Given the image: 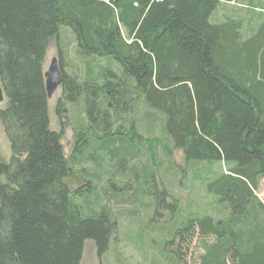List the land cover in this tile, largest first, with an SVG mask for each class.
<instances>
[{"label": "trees", "instance_id": "obj_1", "mask_svg": "<svg viewBox=\"0 0 264 264\" xmlns=\"http://www.w3.org/2000/svg\"><path fill=\"white\" fill-rule=\"evenodd\" d=\"M255 2L264 5L0 0V122L11 147L9 162L0 153V264H80L88 240L101 257L118 216L150 209L180 264H264V7ZM222 4L235 7L218 17ZM53 42L56 111L75 139L68 156L49 116ZM175 149L193 170L226 165L206 170L217 217L183 214L167 182Z\"/></svg>", "mask_w": 264, "mask_h": 264}, {"label": "rangeland", "instance_id": "obj_2", "mask_svg": "<svg viewBox=\"0 0 264 264\" xmlns=\"http://www.w3.org/2000/svg\"><path fill=\"white\" fill-rule=\"evenodd\" d=\"M254 5L258 6L259 4L255 2ZM234 7L235 5L222 4L216 14L218 17H223L228 10H232L231 8ZM258 7H264V5L261 4ZM244 9L245 11L243 13H250L247 7ZM64 40L65 42L70 41V36H66ZM54 57H58L56 42H53L48 49L46 69ZM71 57L72 59L70 58L69 60L73 64V55ZM60 95L61 88L49 98V116L51 127L54 130L60 131L62 129L63 131L62 143L65 153L68 156L73 153L75 139L73 129L67 123L65 113L62 112V115H60L56 111V104ZM4 104V102L0 104V109ZM0 133V153L3 159L9 162L11 158L10 143L2 130H0ZM172 158L176 169L168 176L167 182L170 183L172 194L178 198L179 207L184 210L183 214L188 211L198 214L210 213L217 217L219 214L218 210H221L222 206H219L215 197L206 191L205 182L207 177L210 176L206 173V170L210 169L213 172H224L227 168L226 165L218 162L207 163L199 165L193 170L185 159L184 152L180 149L173 150ZM72 179L73 184L79 182L78 177H73ZM103 189L111 199L115 197L111 189H108L107 186H103ZM256 193L260 200L264 202V178L261 179L259 189ZM161 199L162 196L160 194L159 204L160 207H163ZM110 204L112 207L117 206L113 200ZM127 207H121V210ZM116 208L120 207H114L113 209L116 210ZM153 219L151 209L148 212H142L140 216L135 212L129 213L127 217L118 216V230L110 241L109 250L100 257L94 242L88 240L85 242L80 264H180L179 258L177 257V245H172L171 234L160 229L159 226L161 224L157 222V219ZM188 258V262L190 263L191 257L189 256Z\"/></svg>", "mask_w": 264, "mask_h": 264}, {"label": "water", "instance_id": "obj_3", "mask_svg": "<svg viewBox=\"0 0 264 264\" xmlns=\"http://www.w3.org/2000/svg\"><path fill=\"white\" fill-rule=\"evenodd\" d=\"M62 71L59 66L58 58L54 57L51 59V62L48 68L45 71V83H46V91L48 98L52 97L56 91L62 85ZM4 90L0 84V104L4 102ZM0 130H1V122H0ZM1 138V133H0Z\"/></svg>", "mask_w": 264, "mask_h": 264}]
</instances>
